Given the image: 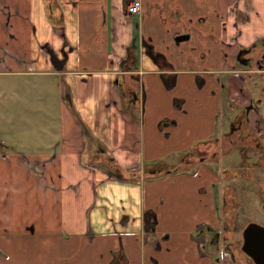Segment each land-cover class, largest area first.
Masks as SVG:
<instances>
[{
	"label": "crops",
	"instance_id": "obj_1",
	"mask_svg": "<svg viewBox=\"0 0 264 264\" xmlns=\"http://www.w3.org/2000/svg\"><path fill=\"white\" fill-rule=\"evenodd\" d=\"M125 2L0 0V264L242 259L219 239L243 199L203 152L243 130L264 167V78L234 71L264 37V0Z\"/></svg>",
	"mask_w": 264,
	"mask_h": 264
},
{
	"label": "rangeland",
	"instance_id": "obj_2",
	"mask_svg": "<svg viewBox=\"0 0 264 264\" xmlns=\"http://www.w3.org/2000/svg\"><path fill=\"white\" fill-rule=\"evenodd\" d=\"M260 113L264 116V101L260 105ZM241 134L243 135L244 132ZM248 136L250 140L247 139L243 141L244 144L240 141H234V144L224 143V145H221L220 148L216 149L218 152L214 158L211 156L210 152H203V154L208 157L206 159L210 160L208 163H212L214 165V168L219 175L221 187H218L217 190H221V188H224L225 190H227V193L230 196L232 194L231 191H235L234 194H236V198H238L239 200L240 198L243 199V204L239 210H236V213L234 212V210L233 212L228 211V215H231V218L229 217L228 225L223 222L220 223V229H223V225L225 224V229L228 230L225 232L226 239L222 237V233L219 241L225 244V249L227 246L229 250L239 256L242 254L239 248L241 240L240 233L244 225L250 220L257 221L264 225V201L260 199V194H257L259 196L256 195V190L258 191L260 188H264V167L249 166V163L251 161L257 160L258 156L256 155V153L258 152L253 146L255 144L254 142L258 141L251 140L250 135ZM262 141L264 142V140ZM200 153L202 152L198 153V151L196 150L192 151L190 153V155L193 156L192 161L187 159L185 164H183L182 162L179 163L178 165L180 166L178 168V171L182 172L189 170L191 165L196 162V158ZM183 154L184 152L182 151L169 152L167 154H164V156L162 157L155 158L156 160H150V166L148 167V169L147 167L145 168L144 165L143 168L147 169L146 173H149V169L150 171H155L157 170V168L161 169V171H164L165 169H171L178 161V158H180ZM189 161L191 162V164H187ZM163 163L165 166L162 165ZM246 167L248 168V171L252 170V173L250 172L244 175L243 170ZM219 246L222 249V246ZM246 262L248 263L247 260Z\"/></svg>",
	"mask_w": 264,
	"mask_h": 264
},
{
	"label": "flooded vegetation",
	"instance_id": "obj_3",
	"mask_svg": "<svg viewBox=\"0 0 264 264\" xmlns=\"http://www.w3.org/2000/svg\"><path fill=\"white\" fill-rule=\"evenodd\" d=\"M247 4L249 6V3H247ZM250 6H251V3H250ZM234 7H236V5H234ZM249 8L246 7L247 13H245V15L239 13L238 16H240L241 18H238V19L235 16L236 10L235 9L232 10L233 14L235 16V20H234L235 24L234 25H237L236 23L238 21H240V19L248 20V18H249V15H248L249 10L248 9ZM234 40H236V38H234ZM239 51L240 52L237 55V60L239 61L240 64L238 67H236L234 69L235 73H239V74H237V76H239L240 78L245 80L248 75H252V73H254V74H259V76L261 75L264 78V37L257 39L250 46L241 47V49ZM249 72H251V73H249ZM202 81L200 80L199 83L202 84ZM261 89L264 92V87ZM241 100H242V96H238L237 98H235L232 101L233 102H236V101L240 102ZM254 101L255 100L251 97L249 100V103L246 105V107L242 108L241 113H244V118L247 117L249 109L254 108V104H255ZM241 133H243V130H241V132L239 134H235V132H231L230 139L233 140L231 144H234L237 141H240L242 143L243 141H245L247 139L250 140V138L248 136L250 134L248 132L246 134V132L244 131L243 135ZM250 137H251V140H255V141H258V139H259L258 135H250ZM254 143L256 144L257 142H254ZM243 144H244V142H243ZM240 239H241V237H240ZM239 245L241 247V240H240ZM242 259H244V258H242ZM242 259H237L239 264H253L252 261H250L249 257L246 259L248 261V263H246L245 261H241Z\"/></svg>",
	"mask_w": 264,
	"mask_h": 264
},
{
	"label": "water",
	"instance_id": "obj_4",
	"mask_svg": "<svg viewBox=\"0 0 264 264\" xmlns=\"http://www.w3.org/2000/svg\"><path fill=\"white\" fill-rule=\"evenodd\" d=\"M241 250L253 264H264V225L250 220L241 230Z\"/></svg>",
	"mask_w": 264,
	"mask_h": 264
},
{
	"label": "built area",
	"instance_id": "obj_5",
	"mask_svg": "<svg viewBox=\"0 0 264 264\" xmlns=\"http://www.w3.org/2000/svg\"><path fill=\"white\" fill-rule=\"evenodd\" d=\"M142 0H126L125 10L128 14H136L141 11Z\"/></svg>",
	"mask_w": 264,
	"mask_h": 264
},
{
	"label": "trees",
	"instance_id": "obj_6",
	"mask_svg": "<svg viewBox=\"0 0 264 264\" xmlns=\"http://www.w3.org/2000/svg\"><path fill=\"white\" fill-rule=\"evenodd\" d=\"M239 248H240V251L242 252L240 245H239ZM240 257H243L244 259H247L248 258L247 255L245 253H243V252L240 255Z\"/></svg>",
	"mask_w": 264,
	"mask_h": 264
}]
</instances>
